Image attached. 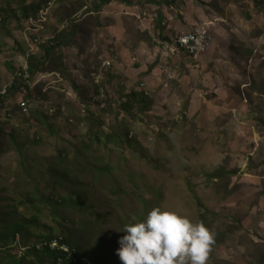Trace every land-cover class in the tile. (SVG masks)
<instances>
[{
  "label": "rangeland",
  "instance_id": "rangeland-1",
  "mask_svg": "<svg viewBox=\"0 0 264 264\" xmlns=\"http://www.w3.org/2000/svg\"><path fill=\"white\" fill-rule=\"evenodd\" d=\"M38 1L27 0L26 4ZM128 1L133 6L115 0L97 12L95 6L102 0H57L41 31L32 17L21 28L17 22L9 30L0 25V87L5 90L14 66H25L26 57L32 54L42 55L43 50L32 43L35 37L45 41L67 26L60 21L69 10L87 9L78 14L86 17L83 35L72 39L77 48L83 39L86 45L65 56L68 69L78 52L87 63L77 62L81 72L74 81L71 77L78 90L67 81L65 87H44L52 96L48 102L53 101L40 108L47 112L54 134L33 113L18 110L9 118L17 143L8 141L0 148V218L5 219L8 211L15 213L2 220L0 230L6 227L4 221L34 219L35 226L33 232L11 240L14 258L9 264H30L16 257L24 256L25 246L38 247L39 238L50 235L70 239L83 256L101 248L95 261L107 262L100 258L116 255L119 243L114 245L115 236L125 235L126 224L143 221L155 207L209 225L213 241L206 264H264V0H176L172 6ZM21 6V0H0V8H11L19 16ZM159 8L168 39L205 26L215 35L212 48L193 59L184 53L171 57L162 48L157 55L155 47L142 42L140 36L147 32L158 37L153 24ZM103 64L115 66L113 83L104 82V100L113 110L117 108L115 92L151 91L152 108L141 112L136 104L127 111V129L141 136L144 152L155 154L156 145V153L175 163L172 170L155 163L145 165L130 150L113 148L112 152L96 143L90 145L92 155L76 158L75 148H81L82 140L89 143L81 110L88 104L98 109V102L88 100L95 95L90 73L104 79L107 67ZM83 70L88 73L83 75ZM56 79L54 74L39 76L37 82ZM141 80L147 87H140ZM174 82L180 89H174ZM57 90L65 91L64 99L56 96ZM56 107L62 109L57 117ZM70 117H74L70 124L77 131L64 134ZM32 139L37 144L18 151V145ZM64 149L70 151L67 159L61 157ZM64 172L69 177L59 178ZM217 172L223 180L215 177ZM38 194L56 198L41 213L29 202V195L37 198ZM79 195L86 200L82 207ZM31 257L37 262L49 260L48 255L36 252Z\"/></svg>",
  "mask_w": 264,
  "mask_h": 264
},
{
  "label": "clouds",
  "instance_id": "clouds-1",
  "mask_svg": "<svg viewBox=\"0 0 264 264\" xmlns=\"http://www.w3.org/2000/svg\"><path fill=\"white\" fill-rule=\"evenodd\" d=\"M55 1L57 0H39L36 2L37 4H41V8H39L37 13L33 14L31 17L35 19L38 31L43 30L47 24L45 21L47 20ZM81 9H83V7H81ZM86 10L87 9L84 8L79 12H75L72 17V23L80 24L81 22H84L86 17H80L78 14L81 15ZM210 25H213V23H210ZM76 27L74 34L70 33L76 35L74 39H76L77 36L80 38L83 35L79 34V26ZM76 32L78 33L76 34ZM190 33L198 39L199 43L192 42L190 44H184L182 42L181 39ZM52 37L53 35L46 38V41L50 40ZM151 38L154 39L153 42L156 44L155 51H158L156 52L157 55L162 49H164L168 50L171 57L180 55L181 53H187L189 57L193 59L204 55L212 48L215 35H213L209 27L201 26L194 28L187 33H183L173 41L167 37L168 41H164L159 36V33L157 38L155 36H151ZM85 45V39H83V41L78 44V48L76 43L69 48L64 46L63 49L65 48L64 52L66 57L72 55L73 50H79L80 52ZM79 52L77 54V59L71 63L72 66L71 69H69L73 75V81L76 78L75 74L81 72L78 68L77 62L81 61L83 65H87L86 61L81 59V57L83 58V55L81 56ZM161 56H163V52L161 53ZM166 56L168 57L169 55ZM162 59L164 60L163 57ZM66 64H68L67 61ZM106 65L107 64H103V67H107L104 70V79L94 73L92 75L90 73V78L91 81H93L94 87H100V89L98 92L94 90L95 95L92 94L91 97H88V100L98 102V109L96 110L88 104L84 105L81 110V114L86 117L84 121L88 124L86 137L89 141V143H86L82 140L83 145L90 148V145L93 143L101 144L104 148L109 149L112 152L114 151L112 150L113 148L122 151L130 150L134 155H139L141 157V163L145 165L155 163L157 166H161L162 169L172 170L175 163L170 158L164 156L161 152L156 153V145L154 147L155 154H151L148 150L144 152L141 136L139 137L137 133L127 129V126H129L127 118L125 117L127 111H131L136 104L140 105L141 112H147L152 108V101L148 98L151 97V91H144L143 93L139 90L140 94H143L145 99L141 100V98H133L131 101H128L130 99H128L126 95H119L115 92L114 105L117 108L116 110H113V107H108V104H106L104 100L106 97L104 82H109L110 80L111 83H113L110 76L116 75L113 72V67L115 66ZM86 73H88V71L83 70L82 74L84 75ZM96 73H99V71ZM105 76L107 80H105ZM45 77L46 76H43L42 78ZM146 78L150 77L147 76ZM143 82L145 81H140V87H147V84ZM261 95L263 94L261 93ZM128 102H132L130 105V107L132 106L131 110H129L130 108H128V110L127 108L119 109V106ZM22 112L26 113V110ZM77 118L82 119L79 117ZM176 139H178V137H175V141ZM93 152L94 151L90 148L88 156L92 155ZM79 197H81L82 202H79L78 200V203L80 207H82L86 203V200L82 195H79ZM122 232H124L125 235L118 237L115 236L113 240L114 245L117 247L119 243L116 255L108 257L103 256L100 258L107 262L95 261V256L98 254L100 255L102 252L101 248L96 249L93 252H88L86 256H83L80 251L75 250L74 246L70 243V239L66 238V241L64 242L62 241L64 239L62 237H53L51 242L46 241V246L48 245L53 251L51 256L48 255L49 260L39 259L37 262L35 259H32L31 256L22 258L23 256L18 255L17 257L18 260L24 263L30 261V264H87L84 260H90V262L94 264H206L210 245L213 241V236L210 233V230L203 224V222L193 223L186 216L179 215L173 211L162 210L160 207L153 208L143 221L126 224ZM22 250V253L24 254L25 247ZM54 252L64 256L58 257L54 262V259L52 258V256L55 255ZM75 254H77V256H75Z\"/></svg>",
  "mask_w": 264,
  "mask_h": 264
},
{
  "label": "trees",
  "instance_id": "trees-1",
  "mask_svg": "<svg viewBox=\"0 0 264 264\" xmlns=\"http://www.w3.org/2000/svg\"><path fill=\"white\" fill-rule=\"evenodd\" d=\"M112 1H115V0H102V3L100 5L95 6V10L97 12H100L102 7L105 4H108ZM180 1H183V0H180ZM116 2H119L121 4L122 3L127 4V6H133V1L129 2L128 0H116ZM26 3H27V0H21L22 6L19 12H22V16H19V13L11 8H3V7L0 8V25L3 26L5 30H9L8 26L14 24L15 22H17L18 27L21 28L22 27L21 24L23 23V21L29 19L31 16H33V14L37 13L39 8H41V4L39 3L38 4L32 3L30 5H27ZM174 3H176V0H159V1L150 0V4H153L156 6H161L163 4L167 6H172ZM74 14L75 12L73 13L69 12L67 15L64 16V18H61L62 21H60V24L63 26L64 25H67V26L61 32L55 33V35H53V37L50 40L41 41V38L39 39L38 37L37 39V37H35V40L32 41V43L34 44L36 43L35 45H37L39 48L43 50L42 55L32 54L26 57L28 62L26 61L25 66H21L20 68H17L14 66L11 69L13 73L12 80L8 83L5 90H3V88L1 89L0 87V148H4V146L2 145H4V143L8 144V141L12 143H17V138L15 136V130L9 121V117L18 110L20 111L26 110V113L28 112L33 113L34 119H36L38 123H41L42 125H44L45 129L48 131L49 134H54V127L51 124H49L48 118L46 116L47 112H45L44 110L40 108V104H43V103L47 104L53 101V98H52V100L48 102L49 96H51V93L45 91L44 87H65L66 85L65 81H67L68 83L70 82V84L72 83L71 77L73 80V75L67 68L66 58H65L66 54L64 52L63 47L65 46L69 48L70 46L74 44L72 39L75 38V35H71V38H69V34L70 33L74 34L77 28L76 26H79V30H78L79 34L80 35L83 34L81 31L83 22H81L80 24L72 23V17ZM245 16L247 19L250 18L249 13H246ZM69 22H71L70 25H69ZM96 22L100 26V21L97 20ZM164 22H165V17L163 15L162 10L159 8V10L157 11L156 21L153 24L154 25L153 31L159 33V36L161 37V39H163L164 41H168L164 33L166 30V26L164 25ZM9 33L11 34V32ZM140 38H142L141 40L146 41L150 47L152 48L155 47L156 44L153 42V39L151 38L150 34H147V32L143 33L140 36ZM17 47H18L19 53L21 55H24L25 50L18 44H17ZM184 54L188 55L187 53H184ZM9 65L10 64H8L7 66ZM53 74L57 76L56 80H53V81L51 80L49 83L37 82V78L39 76L43 77V76H48V75H53ZM110 77H111V80L114 78L112 75ZM174 84H175L174 89H180L177 82H174ZM71 85L77 88V86L74 83H72ZM99 89L100 87H94V90H96L97 92L99 91ZM58 91L60 90H57L56 96H60L62 99H64L66 95L65 91L64 90L62 91L64 93H59ZM181 95L183 96L182 93ZM126 96L128 97V99H130L128 101H131V99L133 98L135 99L141 98V100L145 99L144 95L140 94V92L136 90H132ZM131 104L132 102L123 103L122 106H119V109L127 108L128 110V108H130L129 110H131L132 109V106L130 107ZM59 108L60 107L55 108V109H58L55 112V115H54L55 117H57L58 115L62 113V109H59ZM68 121H69V124L67 125L66 130L63 131L62 133L68 134L72 132L71 134H75L74 132L76 131L77 127L73 129L70 124L71 122L75 121L74 117L68 118ZM37 141H38L37 139H34V140L32 139L31 143H25V144H22V146L18 145L17 149L19 152H22L23 148L26 145L37 144ZM81 144H82L81 148H75V150L73 151L76 158H86L89 155L90 148L86 145H83V142ZM72 146L76 147V143L72 144ZM69 153L70 151L68 149H64V151L61 152V157L64 159H67L69 156ZM70 172H72V170ZM51 177L53 178L52 173H51ZM58 177L62 179L64 178L66 179L67 177H69V172L68 173L64 172L62 174H59ZM215 177H218L220 180H223L224 178L223 175L222 174L219 175L218 172L215 173ZM55 199L56 198L48 199V198L42 197L41 194H38L37 198H34L33 195L31 196L29 195V202L32 203L33 207L38 211V213H41L43 210L46 209V207L50 206L49 204L53 203ZM79 202H82L81 197H79ZM9 206L10 205H7V207ZM14 213L15 211L14 212L8 211L7 213H5L6 215L5 219L11 218ZM0 215L3 216V213H1ZM5 219L0 218V223L3 222L2 220H5ZM4 222L6 223V227L5 229L0 230V264H9L14 258L11 254V251H13L15 244L10 245L11 240L16 241L19 235H26L30 232H33V230L35 229V226H34V219H29V222H22L20 220L12 221V222H9V221H4ZM31 226H33V229L28 230ZM206 227L209 229V225ZM53 237L54 236H51V235L49 237L41 236L38 241L39 242L38 247L37 246H32V247L25 246L24 256L22 258L33 256L35 255V252L38 255L39 253H41V254L51 256L53 254V251L50 249L48 245L46 246L47 244L46 241L51 242V239H53ZM62 241L65 242L66 238H64ZM3 250L5 251L7 250L6 251L7 253L5 256L2 255ZM54 253L55 255L52 256V258L54 259V262L55 260H57L58 257L64 256L62 254L61 255L57 254V252H54ZM75 256H77V254H75ZM262 261L264 262V256L262 257Z\"/></svg>",
  "mask_w": 264,
  "mask_h": 264
},
{
  "label": "built area",
  "instance_id": "built-area-1",
  "mask_svg": "<svg viewBox=\"0 0 264 264\" xmlns=\"http://www.w3.org/2000/svg\"><path fill=\"white\" fill-rule=\"evenodd\" d=\"M181 40L184 44H190L192 42L199 43L198 39L196 37H194L193 34H191V33L189 35L183 37Z\"/></svg>",
  "mask_w": 264,
  "mask_h": 264
}]
</instances>
